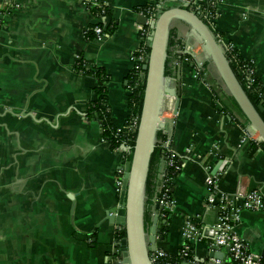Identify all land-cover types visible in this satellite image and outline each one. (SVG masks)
Returning <instances> with one entry per match:
<instances>
[{
  "label": "crops",
  "instance_id": "obj_1",
  "mask_svg": "<svg viewBox=\"0 0 264 264\" xmlns=\"http://www.w3.org/2000/svg\"><path fill=\"white\" fill-rule=\"evenodd\" d=\"M96 2L107 11L101 21ZM153 5L186 7L184 0H0V264H115L121 227L109 218L121 208L128 151L112 149L87 116L98 86L90 72L108 76L111 120L125 133L133 56L147 28L140 9ZM217 12L222 43L264 84V0H218ZM100 22V39L87 34ZM173 27L181 43L170 62L172 86L180 68L181 100L168 142L182 169L156 249L178 255L190 225V264H230L227 250L208 238L219 217L208 204V180L225 194L264 191V149L241 145L247 120L210 69L195 78L183 57L188 29ZM238 232L253 252H264V214L244 212Z\"/></svg>",
  "mask_w": 264,
  "mask_h": 264
},
{
  "label": "water",
  "instance_id": "obj_2",
  "mask_svg": "<svg viewBox=\"0 0 264 264\" xmlns=\"http://www.w3.org/2000/svg\"><path fill=\"white\" fill-rule=\"evenodd\" d=\"M147 17H145V23ZM175 22L184 24L188 31L186 38L199 45L203 60L209 64L213 77L220 87L234 101L249 125L260 135L264 143V120L261 117L263 106L257 108L235 75L220 42L204 22L202 17L186 7H171L161 11L157 19L150 23L152 30L148 63L143 67L146 72L143 106L133 149L123 146L132 153L125 167L122 186L121 208L109 218L110 222L123 228L125 237L120 245L115 244L122 253V264H153L151 254L156 249L158 215L153 218L151 235L145 229L146 185L152 155L157 145V136L166 125L162 115L167 99L174 100L173 113L176 116L181 100L180 68L178 85L172 86V78L165 75L168 60L170 31ZM144 23V24H145ZM186 55L194 56L186 51ZM199 65V63H197ZM203 65V64H202ZM158 208V207H157ZM264 254V252H263ZM210 258L218 259V253L211 252ZM117 264V263H115Z\"/></svg>",
  "mask_w": 264,
  "mask_h": 264
},
{
  "label": "built area",
  "instance_id": "obj_3",
  "mask_svg": "<svg viewBox=\"0 0 264 264\" xmlns=\"http://www.w3.org/2000/svg\"><path fill=\"white\" fill-rule=\"evenodd\" d=\"M203 1V2H202ZM186 6L194 11L195 13L199 14L204 22L212 29L220 39V44L225 52L231 55L233 60H236L242 64V69L247 76V81L249 84L254 82L255 78V70L253 65L248 62L243 61L239 54L234 51L233 47L229 45H224L222 43V37L216 31V21H217V4L218 0H210V5L215 7V11L209 12L206 11L203 6L206 4V0H184ZM97 5L96 9L99 10V14L97 17L102 19L103 16L106 15V9L103 6L99 5L96 2L95 6ZM144 12L147 17V28L143 29L141 35V45L138 48L136 54L133 56V70L135 74L138 75L140 80H145L146 72L144 71L143 67L148 63L149 59V50H150V37H151V28L150 23L155 21L158 15L161 13L160 8L156 5L149 6L144 8ZM104 28L105 24L100 22L97 26L93 27V29H89L87 34L93 33L95 36L100 39L104 35ZM227 46V47H226ZM186 51H189L194 54L192 57L194 62L196 63L198 68H195V78L201 77L200 69L205 64L204 60H198V52H201L202 49L199 45H197L194 41L189 40L185 47ZM188 62V60H185ZM199 63V65L197 64ZM203 64V65H202ZM138 83L135 84L137 86ZM172 100L171 98L167 99L166 104L163 110V121L165 122V129L164 132L169 134L174 127L175 123V115L173 113V103L172 106L169 107V102ZM138 125V119L133 117L127 122L126 131L129 129L136 130ZM241 145H248L253 144L257 147L261 148V144L263 143L260 135L247 123L243 130L241 131V138H240ZM165 146L168 148V152L170 156L167 158L168 166L175 167V154L172 152L171 148L169 147V142L165 143ZM126 150V149H125ZM226 164V162H225ZM224 164L220 167V173L224 171ZM122 175V172H121ZM125 175V171H124ZM123 178H121L118 182V186L120 190H122L123 186ZM171 182L173 180L167 177L166 174L162 173L159 175L158 179V189L162 192V196L160 199L156 200L158 203V208L165 209L169 211H173L175 207V200L173 199V188L171 186ZM218 180L210 178L208 180V185L210 187V192L208 196V204L210 207L217 209L219 213V217L217 222L208 228V238L210 240L211 247L214 249H226L229 253L231 258L230 264H264V254L263 253H256L253 252L250 248V245L245 241L244 238L238 232V226L242 221V214L244 212H254V213H262L264 214V191L261 189H254L248 191L246 193H235V194H225L223 193L218 185ZM172 188V189H171ZM158 215V218L161 216L158 211L154 213V216ZM123 230V228L119 229V232ZM193 234L194 228L190 225L187 226L186 231L184 233L186 243L191 244L193 241ZM119 235V234H118ZM124 238V237H123ZM122 238V239H123ZM122 239H117V244L120 245ZM159 239V236L156 235V240ZM186 244L182 251L178 254L184 260L190 256V245ZM122 251L119 248H115V263L122 264L123 260L120 257ZM166 253L161 249H155V252L151 254V259L153 264L157 262L159 258L165 257ZM176 264V263H174ZM206 264H223L218 260H211L209 263Z\"/></svg>",
  "mask_w": 264,
  "mask_h": 264
},
{
  "label": "trees",
  "instance_id": "obj_4",
  "mask_svg": "<svg viewBox=\"0 0 264 264\" xmlns=\"http://www.w3.org/2000/svg\"><path fill=\"white\" fill-rule=\"evenodd\" d=\"M188 8V7H187ZM206 11L213 12L215 11V7L210 5V0H206V4L203 6ZM189 9V8H188ZM140 10L144 11V8ZM166 9H160V12ZM92 13L95 15L99 14L98 9H93ZM206 23V21H205ZM214 35L217 38V41L220 42L217 34L211 29ZM92 35V34H91ZM181 43L178 39V28L173 27L170 31L169 38V46H168V60L166 63L165 75L167 77L172 78L174 74V70L172 65L170 64L172 55L176 49V47ZM227 58L230 61L231 67L237 76L239 82L241 83L244 90L247 92L249 99L257 108L260 104L263 106V111L260 113L262 119L264 120V84L258 79L254 78V82L249 84L247 81V76L242 69V64L236 60L231 58V55L226 53ZM184 59L188 60V64L192 66L193 69L198 68L194 59L190 55H184ZM209 72V64L205 63L203 67L200 69L201 75L207 74ZM97 80L98 86L94 89V101L90 104L87 116L89 119L97 120L101 124V137L104 141L110 144L112 149H118L120 147L126 146L133 149L136 138V130L129 129V131L122 133L119 132L118 129L114 126L111 120V114L109 111L108 104V76L104 73V71L97 69L90 72ZM131 79V87L132 90L128 97V106L132 111V116L139 119L142 106H143V94L145 88V80H140L135 71H132L130 74ZM138 83L137 86L135 84ZM222 111H226L221 110ZM227 112V111H226ZM168 134L164 131H160L157 136V145L155 151L152 155L150 169L147 179L146 185V204H145V229L148 231L152 228L154 213L156 211L162 216L158 220L161 222L160 224V235L161 237L166 236V231L168 228V222L170 213L169 211L157 208L158 203H156L157 199H160L162 196V192L158 189V179L159 175L164 173L167 177L171 178V180L178 177L181 172L182 165L181 160L175 155V167H169L167 158L170 156L168 152V148L165 146V143L168 141ZM261 148L264 149V143L261 144ZM132 158V153L128 152L126 154L127 162H130ZM171 186L173 188V183L171 182ZM171 188V189H172ZM173 195V192L171 193ZM125 237L124 230L119 232L117 235V239H122ZM192 256L190 255L185 260L178 255H166L165 257L159 258L155 264H185L192 262Z\"/></svg>",
  "mask_w": 264,
  "mask_h": 264
},
{
  "label": "bare ground",
  "instance_id": "obj_5",
  "mask_svg": "<svg viewBox=\"0 0 264 264\" xmlns=\"http://www.w3.org/2000/svg\"><path fill=\"white\" fill-rule=\"evenodd\" d=\"M197 58H198L199 61H203L204 56H203V52L202 51L198 52V57ZM173 104H174V100H173ZM170 106H172V103L171 104L169 103V107Z\"/></svg>",
  "mask_w": 264,
  "mask_h": 264
}]
</instances>
